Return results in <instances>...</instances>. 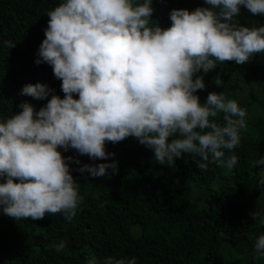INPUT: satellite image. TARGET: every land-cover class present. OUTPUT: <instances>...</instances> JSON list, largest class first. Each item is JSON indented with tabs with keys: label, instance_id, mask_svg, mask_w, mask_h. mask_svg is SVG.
Here are the masks:
<instances>
[{
	"label": "clouds",
	"instance_id": "clouds-1",
	"mask_svg": "<svg viewBox=\"0 0 264 264\" xmlns=\"http://www.w3.org/2000/svg\"><path fill=\"white\" fill-rule=\"evenodd\" d=\"M204 3L210 7L172 9L168 27L150 23L153 0H62L47 12L35 63L52 67L64 96L45 83H27L20 94L47 103L36 110L22 101L20 112L0 119L3 214L34 221L63 214L73 220L83 197L70 171L73 157L60 149L106 161L115 155L106 151V143L134 137L154 151L161 165L170 167L188 154L200 170L210 163L233 169L237 156L226 151L240 144L247 110L223 92H209L201 103L196 93L206 86L197 73L216 69L217 62L243 65L264 53V25L235 21L241 6L264 15V0ZM5 45L12 48L15 42ZM214 82L222 83L219 77ZM256 165H264V157ZM109 168L118 173L116 161L83 164L78 170L103 177ZM251 215L255 220L259 213ZM55 248L63 250L65 242ZM255 250L264 255V234ZM87 264L98 261L92 257ZM103 264H136V258L109 256Z\"/></svg>",
	"mask_w": 264,
	"mask_h": 264
},
{
	"label": "trees",
	"instance_id": "trees-1",
	"mask_svg": "<svg viewBox=\"0 0 264 264\" xmlns=\"http://www.w3.org/2000/svg\"><path fill=\"white\" fill-rule=\"evenodd\" d=\"M61 2L0 0V119L20 112L22 101L36 110L47 103L21 95L27 83H45L63 98L62 82L52 67L35 63L47 12ZM152 6L150 23L161 27L171 25L172 9L210 7L204 0H153ZM235 21L258 27L264 25V15L241 6ZM5 41L15 46L8 48ZM197 75L206 86L196 93L201 103L209 92H223L247 110L240 144L226 151V156H237L231 171L215 163L200 170L188 154L170 167L161 165L154 151L134 137L106 143V151L115 153L106 161L60 149L65 157H73L68 163L83 197L75 217L71 222L63 214L16 220L0 208V264H87L92 257L103 264L109 256L135 257L136 264H264V255L255 250L256 239L264 234V165L253 167L264 157V53L243 65L217 62L216 69ZM112 161L117 162L116 174L109 168V175L92 177L78 170L83 164ZM254 211L259 213L255 220ZM60 241L65 248L56 251Z\"/></svg>",
	"mask_w": 264,
	"mask_h": 264
}]
</instances>
